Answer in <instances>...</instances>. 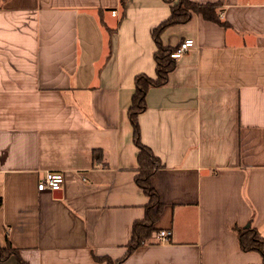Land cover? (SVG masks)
Returning <instances> with one entry per match:
<instances>
[{
  "label": "crops",
  "instance_id": "1",
  "mask_svg": "<svg viewBox=\"0 0 264 264\" xmlns=\"http://www.w3.org/2000/svg\"><path fill=\"white\" fill-rule=\"evenodd\" d=\"M190 1L219 4L225 26L193 15L162 34L195 45L138 116L161 164L155 229L171 235L122 264H261L234 228L264 239V0ZM175 2L0 0V246L27 264L125 255L148 202L127 112L135 76L155 77L151 31ZM47 172L60 191L37 190Z\"/></svg>",
  "mask_w": 264,
  "mask_h": 264
},
{
  "label": "trees",
  "instance_id": "2",
  "mask_svg": "<svg viewBox=\"0 0 264 264\" xmlns=\"http://www.w3.org/2000/svg\"><path fill=\"white\" fill-rule=\"evenodd\" d=\"M171 3V2H170ZM169 17L154 27L151 31V39L155 45L153 60L155 63V77L149 78L143 74L134 78V93L127 116L132 128V142L137 149V174L134 177L136 186L141 189L148 198L144 207L145 215L143 220L134 222L129 242L126 245L125 255L118 260H111L107 257L94 258L98 263L122 264L133 252L143 243L149 241L155 229V224L161 214L163 205L160 203L157 193L150 185L151 176L161 168L160 161L153 152L140 140V129L138 116L145 110V97L152 87H160L166 84L170 73L176 67V60L170 56L176 50L164 46L161 42L162 34L169 28L189 22L193 15L201 16L205 21L225 26L219 19V4L197 3L190 0H178L176 4L169 7ZM1 206V197H0ZM240 251L255 252L261 257V264H264V239L261 238L256 229L234 228ZM14 258L16 264H27L19 255L18 251L6 240L4 246H0V262Z\"/></svg>",
  "mask_w": 264,
  "mask_h": 264
},
{
  "label": "built area",
  "instance_id": "3",
  "mask_svg": "<svg viewBox=\"0 0 264 264\" xmlns=\"http://www.w3.org/2000/svg\"><path fill=\"white\" fill-rule=\"evenodd\" d=\"M112 17H116V12L112 11ZM194 41L192 39H186L181 42L176 50L171 54L173 60H178L183 54L188 52L194 47ZM63 184V175L57 172H47L44 174L43 178L37 184V190L39 192H50L55 193L61 190ZM171 232L169 230H160L156 232V242L166 243L169 241Z\"/></svg>",
  "mask_w": 264,
  "mask_h": 264
},
{
  "label": "water",
  "instance_id": "4",
  "mask_svg": "<svg viewBox=\"0 0 264 264\" xmlns=\"http://www.w3.org/2000/svg\"><path fill=\"white\" fill-rule=\"evenodd\" d=\"M249 226L247 225L245 228H248Z\"/></svg>",
  "mask_w": 264,
  "mask_h": 264
},
{
  "label": "rangeland",
  "instance_id": "5",
  "mask_svg": "<svg viewBox=\"0 0 264 264\" xmlns=\"http://www.w3.org/2000/svg\"><path fill=\"white\" fill-rule=\"evenodd\" d=\"M178 0H176L175 4L177 3Z\"/></svg>",
  "mask_w": 264,
  "mask_h": 264
}]
</instances>
